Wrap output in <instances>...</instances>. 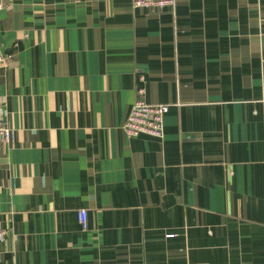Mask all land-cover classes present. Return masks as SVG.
<instances>
[{
	"label": "crops",
	"instance_id": "1",
	"mask_svg": "<svg viewBox=\"0 0 264 264\" xmlns=\"http://www.w3.org/2000/svg\"><path fill=\"white\" fill-rule=\"evenodd\" d=\"M1 1L0 264H264V0Z\"/></svg>",
	"mask_w": 264,
	"mask_h": 264
},
{
	"label": "built area",
	"instance_id": "2",
	"mask_svg": "<svg viewBox=\"0 0 264 264\" xmlns=\"http://www.w3.org/2000/svg\"><path fill=\"white\" fill-rule=\"evenodd\" d=\"M135 7L149 6H167L174 5L177 0H132ZM3 2L0 0V9ZM7 56L0 54V63L7 60ZM143 79V78H142ZM145 87H137V99L125 122L124 128L128 135L136 136L140 133H148L153 136H164V117L168 112L170 104L149 103L145 98ZM12 135V129L5 121V113L0 110V140L9 142ZM79 218L84 228L88 226L87 210L82 208L79 212ZM7 231L0 229V241L6 237Z\"/></svg>",
	"mask_w": 264,
	"mask_h": 264
}]
</instances>
